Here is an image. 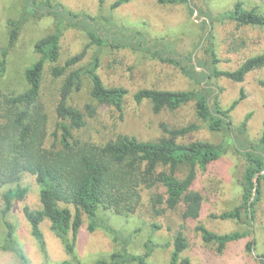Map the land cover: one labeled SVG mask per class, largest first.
Here are the masks:
<instances>
[{
	"label": "trees",
	"instance_id": "16d2710c",
	"mask_svg": "<svg viewBox=\"0 0 264 264\" xmlns=\"http://www.w3.org/2000/svg\"><path fill=\"white\" fill-rule=\"evenodd\" d=\"M131 0H114L111 9ZM159 4L183 3L190 15L194 10L190 0H156ZM264 1V0H259ZM54 14L56 28L40 37L33 45L38 57L23 70L24 88L21 91L5 92L0 87V188L3 207L1 216L6 228L4 248L11 250L22 264H27L23 248L14 236V226L6 217L13 202L22 200L28 188L21 184L24 175H31L39 187V208L25 205L22 214L30 225L31 233L42 249L45 242L40 225L44 220L61 240L65 251L72 259L59 264H147L156 243L148 238L143 244V252L133 253L128 244L130 235L115 229L105 218L97 215V209L113 208L117 213L128 214L136 209L141 200V191L153 187H163L164 193L152 197V211L160 215L166 210L180 209L182 220H196L203 206V195L192 186L197 168L205 170L223 152L222 145L207 140L179 142L178 138L196 129L198 125L170 128L162 122V135L154 140H141L134 135L116 133L96 142L83 136L88 118H95L99 106H110L123 117V104L128 89L122 85L107 86L98 70L102 48H130L146 54L160 62L177 67L197 84L198 89L173 90L140 88L132 97L136 104L148 101L155 114L163 110H178L193 103L195 116L205 121L212 131H231V110L244 98L243 90L228 108H223L215 95V90L207 87L211 77H226L242 82L252 70L264 65V55L245 58L234 69H219L218 58L209 48L210 66L195 63L192 54L179 55L173 51L171 43L149 38L142 30L129 25L117 24L112 16H91L75 13L53 5L52 0L36 3L23 0L21 19L29 15ZM237 26L264 28V13L258 6L245 7L236 1L230 10L220 14ZM13 27L9 35L12 43L17 35L19 23L10 21ZM67 23L79 26L85 31L88 43L74 55L60 61L61 28ZM90 46L97 51L87 56ZM0 78L6 67L7 49H1ZM46 64L48 73L60 79L57 101L54 107V125L50 128V115L41 99ZM85 80L89 81L91 101L83 108L71 103L72 95L80 91ZM205 82V84H202ZM264 88V78L259 80ZM245 167L240 179L241 203L235 208L222 212L219 218L241 219L242 210L246 219H251L254 206L262 195L261 182L264 181V120L257 143H250L241 150ZM186 167L182 176L178 172ZM87 217V230L101 229L111 235L116 247L110 253L95 258L91 263H82L75 251L83 215ZM159 226L153 224L152 229ZM194 229L200 233L204 243L216 244L217 252H222L226 244L241 239L248 231L217 233L202 224ZM254 241L248 240L245 249L251 251ZM168 264H191L183 252L188 247L182 226L175 232ZM264 261V258L261 259Z\"/></svg>",
	"mask_w": 264,
	"mask_h": 264
},
{
	"label": "rangeland",
	"instance_id": "374dc122",
	"mask_svg": "<svg viewBox=\"0 0 264 264\" xmlns=\"http://www.w3.org/2000/svg\"><path fill=\"white\" fill-rule=\"evenodd\" d=\"M40 3L44 0H34ZM114 0H52L53 5L85 13L112 16L117 24L129 25L142 30L149 38L171 43L173 51L179 55L192 54L195 61L210 66L209 48L218 58L219 69H234L249 56L264 55V28L237 26L232 21L221 18L220 14L230 10L236 1L244 2L245 7L258 6L264 13V1L259 0H190L193 14L190 15L183 3L159 4L156 0H131L111 9ZM23 0H0V53L7 49L6 67L0 78V87L5 92L21 91L24 84L23 70L38 55L34 52V43L56 28L54 14L29 15L21 19ZM19 23L17 35L9 43L13 27L9 22ZM88 43L82 27L65 23L61 28L60 61L80 52ZM97 48L87 49L86 59ZM99 74L107 86L122 85L128 89L123 104V117L110 106H99L95 118H88L83 136L101 142L116 133L134 135L141 140H154L162 135L160 124L170 128L196 123L198 127L179 142L207 140L223 146L220 157L211 162L205 170L197 168L193 188L203 195V206L196 220H182L180 209L166 210L160 215L152 211V197L164 193L163 187H153L141 191V200L136 209L128 214L117 213L113 208L97 209V215L105 218L115 229L130 235L128 248L133 253L143 252V244L151 238L156 243L147 264H168L175 232L182 226L187 237L188 247L183 255L188 256L191 264H264V181L261 182L262 195L254 206L251 219H246L242 210L241 219L219 218L222 212L229 211L241 203L240 179L245 167V158L241 150L250 143H257L262 132L264 120V88L259 80L264 78V65L250 71L242 82L226 77H211L207 87L215 90V95L223 108H228L239 97L240 90L244 98L231 110V131H212L205 121L194 114L193 103L178 110H163L155 114L148 101L136 104L133 93L140 88H159L186 90L198 89L199 84L183 74L177 67L158 61L148 55L130 48H102L99 53ZM1 57V54H0ZM46 64L41 99L50 115V128L54 125V107L57 101L60 79H54L48 73ZM202 84H205L203 82ZM90 84L85 80L83 88L72 95L71 103L83 108L91 101ZM186 167L178 172L182 176ZM21 184L28 188L22 200L13 202L6 219L14 226V236L23 248L27 264H59L72 259L65 251L61 240L50 228V222L44 220L40 225L45 248L42 249L32 235L30 225L22 214L23 206L39 208V187L31 175H24ZM0 188V211L3 207ZM83 225L75 242V251L82 263H91L95 258L104 256L115 249L116 243L107 232L96 229L89 232L86 228L87 217L83 215ZM158 225L156 230L152 225ZM202 224L217 233L248 231L241 239L226 244L222 252H217L216 244L204 243L200 233L194 227ZM6 228L0 212V264H22L17 256L4 248ZM254 241L253 249L247 251L245 243Z\"/></svg>",
	"mask_w": 264,
	"mask_h": 264
}]
</instances>
